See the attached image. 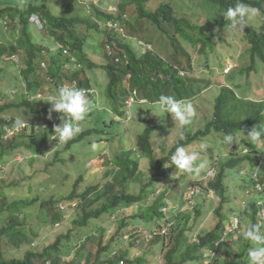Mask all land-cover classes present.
Masks as SVG:
<instances>
[{"label": "rangeland", "instance_id": "1", "mask_svg": "<svg viewBox=\"0 0 264 264\" xmlns=\"http://www.w3.org/2000/svg\"><path fill=\"white\" fill-rule=\"evenodd\" d=\"M3 1L4 2L0 3L1 8L6 5H19L21 8H26L29 3V0ZM62 1L65 0H49V2H47L54 14L69 15L68 12H70L71 16L78 15L82 17L92 13L94 17V13L90 8L91 6L86 3L84 4L82 0H78V2H75L70 8H63L62 4L64 3ZM195 1L200 0H148L147 2V9L151 10H156L161 4L169 3L175 8L180 16L185 15L186 11L189 10L193 17H197V19L199 18V22H203V25L209 27L207 28L209 29L208 35L210 38L208 40L210 46V51L208 53L201 54L200 42L197 43L198 47L196 49L192 48L191 44H188L185 40L176 43L181 47L182 44L186 47L187 56L188 58L193 57L192 61L195 57H199L198 62L206 65L205 67L198 63L197 66L194 64L195 66L193 68L182 66L181 68L187 72V77L182 78V81H185L186 84L184 85L183 83V85L179 87L180 92L174 96V98L182 99L183 102L188 103L191 102L189 97L193 96L195 93L198 95L196 97L198 101L197 106L194 108L195 115L192 118L190 127H188V129L191 128L193 132H197L199 129L204 128L206 123L212 119L214 105L220 92L218 87L220 82H222L221 86L226 88L227 95H225V99L228 100L229 97L235 94L238 98L237 101L239 106L246 109L245 113L237 116L238 119H242L245 116L247 117L256 113V111L258 112L262 107V104L257 103L264 101L263 64L257 62V68L260 67L261 70L260 72L253 74L248 73L247 71L242 72L241 68L237 66L239 64L244 65V62L241 63L238 52L245 50V47H247L245 43L246 39L243 36L245 34V28L244 30L233 31L228 25V21L220 14L218 7H215V11L212 14L214 20H211L210 13L208 15H203V13L206 14V11L203 9L204 6L201 4L197 6ZM65 2L68 3V1ZM250 8L253 9L255 13L249 20L250 25L258 30L259 33L264 34L263 15L257 8ZM126 14L128 17L133 16L134 23L133 26H129L128 18L124 20L127 22L128 26L123 22L124 32L130 37L126 41L133 44L137 51H140L134 44L136 40L133 39V36H137L146 42L152 43L156 54L164 58L165 61L169 63H174L176 61L174 58L176 44H172L171 39L167 34L164 35L158 33L159 29L155 24L149 23L146 18L136 16L134 9L130 7L127 8ZM198 14H201V16L198 17ZM205 16H208L209 19L206 20ZM97 18L98 20L100 19L99 17ZM5 19L9 22L8 25H6L5 22L3 23L4 19H0V40L7 43L9 46L12 42H15L17 37H19L22 25L18 22L12 21L9 17H6ZM77 27L83 30L86 29V27L81 24ZM30 30L33 33L37 45L43 49L42 53L44 57L42 59L39 58L38 63L40 61H45L47 63L46 68L38 67L35 75L32 77L34 78V76L38 75L42 81V98L43 96L50 97L58 95L59 91H56L54 84L49 82L51 80L46 77L45 72L50 64H52L54 56L60 53L56 39L49 33L48 28L45 30H39L35 24H31ZM105 30L106 29L101 28L100 32L94 30L88 31L85 51L88 56L87 58L91 62H94V64L93 66L84 65L85 72L82 73V77L87 76L92 85L96 86V84L99 83L96 87L99 90V94L104 92L105 85L108 83L109 74L107 66L111 63V60L107 58L110 45L106 41V35L102 32ZM135 33L136 35H133ZM199 34L200 36H203V33L200 30ZM177 40L179 41V37H177ZM113 46L116 45L114 44ZM228 48L232 53H229ZM110 51H112V49H110ZM19 54L21 57L20 63H15L12 58H5V60L0 62V66L4 70L3 76H0V106L6 103H19L22 101L23 97L21 95L16 96L14 93L26 92L27 80L21 72L26 68L25 53L24 51H21ZM187 56H184L185 59H187ZM228 64L236 66L233 67L231 73H224V69ZM64 65L62 64L60 67L62 68L60 78L63 81H69L70 77H67V75L70 70L66 66L64 67ZM54 67H56V65H54ZM214 77L219 79H213ZM215 80L217 82H215ZM205 81L210 82L205 84ZM189 83H191L190 86ZM211 85L212 89H206ZM98 86L103 89H100ZM124 86L125 83L123 81V89ZM139 92L141 94L136 96V102L131 109L126 105H122L121 102L116 103V108L108 98L102 97L103 99H101V103L100 101H97V99H90V101L94 105H98V107L91 112L92 117H89V115L86 116V119L80 125L82 129L80 134L88 130V135L83 136V140L77 143L67 144L59 142L58 137H55V126L62 124L63 121L61 119V113L51 110V103L49 109H47L49 111L39 112L35 116L30 113L29 107L15 106L7 111V117H17L21 118V120H29V122L30 120L35 121L37 130L42 132L43 135L47 134V139L45 141L46 145L44 147L43 145L39 146L38 151L36 152L34 151L29 154L28 150L21 148L17 153L18 155L16 154V156L9 161L5 159V164L0 162V210H3L2 213L0 212V228L7 226L6 216L9 212V203L21 198H23V200H28L29 202L35 196H39L40 198L38 203L34 204V206L31 204V206H22L19 209L21 219L25 222L24 226L28 234L27 237L32 238L35 236V233H38V236L32 240V244L26 242L18 247L14 245L10 233L7 236L2 237L0 240V251L3 253L4 258H23L26 253L31 250L43 252L47 246L55 244L60 236L71 234L70 240L63 239L61 243L62 258L60 264H71L74 257L76 258L74 264H91L96 262L98 250L101 247H110L109 251H106L101 256V264L106 262L108 258H112V254L115 253L114 250L116 248H118L121 254L128 250L126 251V256L144 258V264H164V254L171 246V242L174 239L173 237L170 238L171 242H166L164 248V240L162 237L157 238L156 244H145V241L143 240L136 245L131 239L125 242L123 238L124 234L131 229L141 228L137 223L139 225L144 224L146 226L145 228L149 230L152 228L158 229L159 223H163L164 220L172 217L175 221V227H179L180 230L186 228V234L189 236L190 241H193L194 236H192V232L194 230H200V234H205L209 229L219 223L220 218L216 211L221 205H223L222 212L230 211L229 214L231 216L233 212L240 213L243 211L242 206H240V203L243 200L250 202L260 197V195L256 193L252 195L247 192L254 189L252 188L254 185L252 182V174L257 170V166L261 161L262 167L260 169V178L264 182V140H260V142L253 144L247 139L244 132H238L240 140L242 138L245 140H239L238 142L234 141L229 147L222 139L225 134L213 131L207 136L195 141L198 143V147L197 144L194 143L193 146L185 148L189 151H195L198 153V159L196 161L197 165L200 163L204 164V168L201 169L199 175L202 172L205 173L207 171L214 158H218L221 163L226 162L229 152L232 150L234 151V149L239 154L234 151V156L230 155L229 159L240 155L245 157L241 163L233 168H227L226 170L225 185L227 187L226 195L228 199L225 203H222V198L213 191L212 193L205 191L206 196L200 193L195 197L197 204L196 217L193 216L189 204L185 200L184 191L189 186L201 183L198 181L201 176L179 175L173 173L174 171L172 169L167 176L168 179L158 176L161 179H156L154 182V186H158V188L169 186V191L167 193V197L169 198H167L168 200L164 202L162 206L164 207L171 204L173 209L176 205L177 209L170 214L161 212L159 213V216H155L156 213L151 211L150 217L146 220L136 217V212H139L140 210L137 204L139 205L140 203V205H143V208H147L156 198L153 194L155 193V188H150L148 191L151 192L150 190H152L153 193L151 192L150 196L148 195L149 197L142 198L141 202L135 203L131 206H120L112 212L111 215L108 213L104 214L99 220L94 219L95 221L84 227H80L74 223V220L82 215V207L80 205L72 213L68 212L67 217L64 218L61 226L59 223H55L57 204L61 203L70 206L67 205V202L70 200L69 197L74 191H76V198H78L79 201H81L80 195L82 193L90 192L87 195V200L92 201L91 205H88L89 209L92 210L104 204V192H106V190L109 192V189L107 188L108 182H116V187L119 190L116 188H114V190L119 191V193L123 192L122 190L124 188H126L128 193L134 194H139L143 191V188L150 181V177L153 174L149 166L150 158L140 151L138 144L139 137L146 128V124L143 121L144 118L150 119L155 126L152 135V142L155 146L157 158L168 154L179 140L185 137L183 133L184 127L180 126L178 121L175 123L171 114H165L163 117L154 115L149 107L155 102L146 104L140 103V101H143L141 97H143L144 94L140 89ZM28 94H30V96L36 95L35 91H28ZM38 95L39 93L36 96ZM165 95L173 96L171 92H167ZM150 97L152 99L155 98L154 95H151ZM47 99L48 97H44L43 103H40L39 101L42 99H33L32 103L34 106L42 109L44 104L49 103ZM113 119L115 120L114 122ZM98 138H103V140ZM247 142L256 147V152L241 153L243 148L249 146ZM93 144L97 145L96 150L92 149ZM201 144L208 145L206 151L201 150ZM46 147H51V149L45 151L44 148ZM232 147L235 148L232 149ZM58 151L59 155L56 157L55 154ZM120 151L122 154L119 156ZM23 155L26 156V158L28 157V160L25 163H19L16 161L22 160ZM119 157L123 158L124 161L131 162L133 159H137L140 163V172L137 177L128 180L125 184L123 182L120 183L119 180L115 181V178L121 177V175L125 173L124 171L118 173L119 167L116 165L115 158ZM242 171H244L243 174H241ZM96 186H98L97 189L88 191V188H94ZM1 190L3 191L1 192ZM112 190L113 189H111V191ZM3 194H6L7 196L4 197ZM49 200H51V202H48ZM43 202L45 203L42 204ZM2 208H5V211ZM58 213L60 215H65L66 211L59 210ZM123 217L127 219L126 227L124 230L120 231V235L116 237V240L113 243L111 242L112 238L109 233H107L106 236L101 235V231L104 228H111L108 227L110 224L114 225L115 229L112 228V232L116 233L117 229L120 227L119 221ZM104 219L109 221L105 223ZM20 222L22 223V221ZM246 222L242 228V233L251 224V220ZM155 223L156 226H153ZM96 229H99L98 232L100 235L92 236L91 234ZM177 232H179V230H177ZM86 236H89V240L87 239V241L84 242L83 240H85ZM168 236H170V232ZM80 244L81 247H79ZM238 244L239 247L242 245V239ZM238 244L236 243L235 246H233L234 249H232L231 252H222V254H234V250H238L235 249ZM112 248H115L113 249V252H111ZM129 250H131V254L129 253ZM221 258L224 257L221 256ZM247 259V257L241 259L238 264H247ZM48 261L49 260L40 258L35 260V264H49ZM187 264H203V262L202 260L191 261Z\"/></svg>", "mask_w": 264, "mask_h": 264}, {"label": "trees", "instance_id": "2", "mask_svg": "<svg viewBox=\"0 0 264 264\" xmlns=\"http://www.w3.org/2000/svg\"><path fill=\"white\" fill-rule=\"evenodd\" d=\"M65 1H68V3ZM65 1H62L64 3L62 4L63 8H70L75 3L74 0ZM84 1L86 4L91 6L94 17L92 13L82 17L78 15L71 16L70 12H68L69 15L54 14L50 9L49 4L47 3L49 2V0H29L26 8H21L19 5H6L2 8L0 7V19H4L3 22L7 20L5 19L6 17H9L12 21L18 22L22 25L19 37L15 39V42H12L8 46L7 43L0 40V62L6 55H13L24 51L26 68L22 70V73L24 75V78L27 80L28 90L37 92L41 90V86H43L42 81L38 75L34 76V78L32 77L33 75H35V72L37 70L36 61L40 54H42L43 52V49L37 45L30 30L29 18L33 13L41 15V17L46 21L49 33L51 35H54L55 38L58 39V41L68 45L71 48V51L77 55L79 62L83 64L82 69H76L74 72H69L67 77H71L72 80H76L78 82L79 88L86 91L89 100L97 99V101H100L101 103V99L103 98H108L110 99V101H113L119 96V94L125 95L126 91L122 89V85L124 79L126 78V74L129 72L132 74L131 79H126L127 81H129L130 87L141 89L149 97L151 95H154V101H157L161 94L165 95L167 92H171L174 97L177 93L180 92L179 87H181L183 83L184 85L186 84V82L182 81V78L178 76V70L175 68L182 66L193 68L195 66L194 64H196L197 66L198 63L199 65H204L206 67L204 63L198 62L199 57H195L193 61V57L188 58L186 47L182 43V47L176 44L181 40H185V42L191 44L192 48L196 49L198 47L197 43L200 42L201 54L208 53L210 51V46L208 43V40L210 39L208 35L209 29H207L209 27L207 25H203V22H199V18L197 19V17H193L189 10L186 11L185 15L180 16L176 12L175 8L169 3L161 4L158 8H156V10H151L147 9L148 0H118L117 6L121 12L119 18H122V16L124 18L126 15V18L129 19V26H133L134 23L133 16L128 17L126 14L128 7L134 9L136 16L146 18L149 23L155 24L159 29L158 33L168 35V37L171 39L172 44H176L174 53V58L176 61L174 63H169L165 61L164 58L153 52L138 53L135 50L133 44L126 41L130 37L127 36L128 34L125 33L124 30H121L119 28L121 24H119V27L116 28H106L105 31H102L107 37L106 41L109 43L111 48H113V45L115 44L117 48L122 50L121 55L127 56L128 62H111L110 64H108L109 80L105 85L104 92L99 94V90L96 88L97 84L99 83L94 86L87 76L82 77V73L85 72L84 65L93 66L94 64V62H91L87 58L88 56L85 51L87 45L86 41L88 39V31L94 30L100 32L101 24L106 20L120 21L121 19L104 11L114 0ZM2 2L4 1H0V3ZM238 2H241V0L195 1L197 6H199V4L204 6L203 9L206 11V14L203 13V15H208L210 13L209 15H211V20H214V18H212V14L215 11V7H218L220 14L222 15L221 12L226 11L228 7H234ZM242 2L247 4L249 7L257 8L264 16V0H242ZM197 16L200 17L201 14H198ZM97 17H99L100 19L98 20ZM205 17L206 20L209 19L208 16ZM8 23L9 22H6L7 25ZM124 23L128 26L126 21H124ZM80 24L84 25L86 29L83 30L77 27ZM199 30L203 33V36H200ZM133 35H136V33ZM133 37L135 40L140 39L137 36ZM177 37H179V41L177 40ZM245 38H247L250 42L249 53L240 55L241 63L244 62V65L239 64L237 66L241 68L242 72L247 71L248 73L252 74L258 73L260 72L261 68H257V62H260L264 66V34L259 33L258 30L253 28L251 25H248L246 26ZM185 55L187 56V59H185ZM107 58L111 59V57L108 55ZM62 64L64 65V59H61L60 55L54 56L52 64L49 67V71L46 73V76H50L51 80H53L54 88L63 86V80L60 78L62 70V68L60 67L62 66ZM54 65H56V67H54ZM234 66L236 65H233V67ZM233 67L227 73H231ZM3 74L4 70L0 66V76H3ZM161 75L163 77L162 79L160 78ZM213 79L219 78L214 77ZM215 82L217 81L215 80ZM189 85H191V83H189ZM99 88L103 89L101 87ZM44 97L49 96H43L42 100H39L40 103H43ZM237 99L238 98L235 94L229 97L228 100L225 99V96L222 94L218 96L216 100V106H214L212 119L206 123V126L199 129L198 132H196L194 135H189L186 137V139L179 140V142L168 152V154L165 155V152V156L162 155L158 158L156 157L157 153L152 142V135L155 127L150 123V120H144V123L147 125V127L145 128V131L140 135L138 144L140 151L150 158L149 166L153 172L150 177V181L143 188V191L139 194L128 193L125 188L122 193H119V191L114 190V188L119 190L116 187V182H108L107 188L109 189V192L106 190L103 195L105 198L107 197V201L94 210L89 209L88 206L91 205L92 202L91 200H87V195L90 192L82 193L80 195L82 215L81 217L75 219L74 223L76 225H79L80 227H84L89 223L95 221L94 219L99 220L104 214L108 213L109 215H111V213L118 209L121 205L131 206L135 203H139L142 201V198H146L148 195L150 196L151 192L153 193L152 190H150L151 192L148 191L150 188H155V193H153L156 196L155 200L147 208H143V205H140V203L139 205L137 204L140 210L139 212H136L135 215H138L139 217H142L144 219H148L150 217V212L154 211L156 213L155 216H159V213L162 212L160 211L161 206L168 200L167 198H169L167 197L169 186L165 188H158V186H154V182L156 179L160 180V177L168 179L167 176L172 171V169L174 171L173 173L179 174L174 164L165 167V165L171 163V155L178 145L191 147L192 143L207 136L213 131L222 132L224 134L244 132V135L247 136V134L254 127L257 129H264V101L259 103L262 104V107L258 110V112L256 111V113H253L247 117L245 116L242 119H238L237 116L245 113L246 109L242 106H239ZM50 103L51 102L44 104V107L40 109L34 106L31 100L24 98L19 104L8 103L0 106V162L5 164L6 162H4V160L7 159L9 161L19 152L21 148L28 150L29 154L33 153L34 151L36 152L38 151L39 146L43 145L44 147L46 145L45 141L47 139V134L43 135L42 132H39L37 130L36 122L30 120L32 124L29 123L25 127H22L21 125L18 128L19 132L15 133L11 137L12 139H8L6 140V142H4L2 140V136L3 133H5V126H13V122L15 120L14 117H7V111L15 106L29 107L30 113L35 116L39 112L49 111L47 109H49ZM188 127H190V125L185 126L184 133H189L192 130L191 128L188 129ZM82 138L83 136L75 137L73 140L68 141L67 144L80 142ZM243 140L245 139L242 138L240 141ZM261 140H264V137H261ZM249 145L251 146V152H256V147L250 143ZM233 148L235 147H232V149ZM44 149L45 151H49L51 147H46ZM234 151L236 152L235 149ZM234 151H230L228 155L234 156ZM55 155L57 157L59 155V151L56 152ZM27 160L28 157L25 161L19 163H25ZM240 161H242V159L238 157H232L228 159L227 162L222 163L215 178L211 179L208 183H203L202 186H197L195 188L193 196L197 197V195L200 193L204 195L205 191H213L222 198V203H225L228 199L226 195L225 185L226 170L227 168L235 167L240 163ZM115 162L119 167L118 173L123 171L125 172L121 175V177L115 178V181L119 180L120 183L123 182L125 184L128 180L135 179L140 172V163L137 159H134L131 162L124 161L123 158L119 157L115 158ZM97 188L98 186L94 188L90 187L88 191ZM111 189L113 190L111 191ZM2 191L3 190H1V192ZM3 196L6 197L7 195L3 194ZM76 196V191H74L73 194L69 197L71 204L77 201L76 199L78 198H76ZM21 199L9 203V212L6 216L7 226L0 228V240L2 237L7 236L10 233L14 245L17 247L21 244H25L26 242L32 244V240H34L38 236V233H35L34 237H27L28 234L24 226L25 222L21 219L19 209L22 206H31V204L34 206V204L38 203L40 198L39 196H35L31 199L32 202H29L25 199L23 200V198ZM48 202H51V200H49ZM44 203L45 202H43L42 204ZM2 209H4L5 211V208ZM222 209L223 205H221L216 212L218 214V217L225 218V211L222 212ZM0 212L2 213L3 210H0ZM57 215L56 222L60 221V223L62 222L63 224L64 215H60L59 213H57ZM104 220L105 223L109 221L106 219ZM221 220V222H223V219ZM20 221H22V223ZM167 221L168 219L164 220L163 223H166ZM119 223L120 227L117 229L116 233L112 232V228L115 229L114 225L112 224L108 226L111 227L110 229H103L106 234L109 233V235H111L112 243L116 240V237L120 235V231L125 229L127 219L123 217L119 221ZM218 229L219 228H215L210 232L208 231L204 235H200L198 243L189 242L188 236L185 235L186 228L181 229L176 236H172L174 238L172 242L170 239L171 246L165 253L166 264H184L186 261H196L199 258L200 253L207 247L213 245V243L217 240V238L219 237V234L217 232ZM176 230H178V228H174V231ZM157 237H160V235H157ZM63 239L70 240L71 234L60 236L55 244L47 246L43 252L34 250L28 251L23 258L6 259L4 258L3 253L0 251V264H35V260L40 258L50 260L51 264H60L62 258L61 243ZM87 239L89 240V236H87L86 240L83 241L86 242ZM242 242H244V244L241 245L240 251L243 248L249 246L248 242ZM134 244L137 245V242H135ZM165 246L166 243L164 244V248ZM79 247H81V244ZM106 251L107 248H99L97 260L96 262H93L91 264H100V257ZM239 252L228 255V258L224 260L223 264H237V259L243 256V254H239ZM125 254H127L126 251L122 253V256H126ZM75 261L76 258L74 257L71 261V264H74ZM110 263L115 264L116 261L112 260L110 261ZM128 264H144V258L135 257V259L129 260Z\"/></svg>", "mask_w": 264, "mask_h": 264}, {"label": "clouds", "instance_id": "3", "mask_svg": "<svg viewBox=\"0 0 264 264\" xmlns=\"http://www.w3.org/2000/svg\"><path fill=\"white\" fill-rule=\"evenodd\" d=\"M74 2H78V0H74ZM82 2L85 3L84 0H82ZM117 4H118V0H114L112 3L109 4V7L107 9H105L104 11L108 12V14H110V15H113V16L119 18L121 12H120ZM221 13L224 16V18L228 21V25L230 26V28L233 31H240V30H244V28H245V34L243 35L245 38L246 37V26L250 25L249 20L255 14L254 10L251 9L247 4L243 3L241 0V2H238L234 7H228L226 11L221 12ZM119 19H121V20L120 21L106 20L104 23L101 24V28H103V27L105 29L109 28V27L110 28H116V27H119V24H121V26L119 28L121 30H124L123 22L126 19V15L124 18L122 16V18H119ZM6 22H8V21L6 20L5 24H6ZM29 22H30V27H31V24H35L39 30H45L47 28L46 21L41 17L40 14L33 13L29 18ZM7 29H8V27H7ZM54 38H55V36H54ZM245 39H246L245 43H246L247 47H245V50H242L241 52L239 51L238 55L249 53L250 42L247 38H245ZM56 43H57V47L59 48V51L61 52V54L59 53L58 55H60L61 59L62 58L66 59L64 67L66 66L70 70L69 72H74L76 69H82L83 68V64L79 62L77 55L71 51V48L68 45L58 41V39H56ZM134 44L140 50V51H137L135 49L138 53L153 52L156 54V52L154 51L153 44L150 42H146L142 38L136 40V42ZM110 49H112V51H110ZM228 50H229V53H232L229 48H228ZM121 51L122 50L117 48V46H113V48L110 47L107 55L110 56L111 59H109V58L108 59L111 60V62H115V63L128 62V57L122 56ZM43 57H44L43 53L40 54V56L38 57V59L36 61L37 68L38 67H41V68L47 67V63L45 61H42V62L40 61L38 63L39 58L42 59ZM5 58H12L15 61V63L21 62V57H20L19 53L13 54V55H6L3 60H5ZM232 67H233V65L228 64L227 67L224 69V73H227ZM107 68H108V66H107ZM175 69L178 70V76L180 78H185L187 76L186 70L182 69L181 67H178ZM48 71H49V68L45 72L47 73ZM131 76H132V74L130 72L126 74V78H128V79H131ZM46 77H48V79L51 80L50 76L47 75ZM126 78L124 79V83H125L124 90L126 91V94L123 96H122V94H119V96L115 100H113L112 103L116 106V103L121 102L122 105H126L129 109H131V107L136 102V98H137L136 96H139L141 93L139 92V88H131L129 85V81H127ZM160 78L161 79L163 78L162 75L160 76ZM49 82L53 83V80H51ZM205 82H206L205 84L209 83V81H205ZM62 85L63 86H61V87L58 86L57 88H55L56 91H59V94L48 97L47 101L51 102V105H52L51 110L52 111H55V112L62 114L61 119H62L63 123L55 126V130H54L55 137H58L59 142L67 143L68 141L73 140L76 136H78L81 133L82 129H81L80 125L86 119V116L89 115V117H92L91 112L95 108H97L98 105H94L89 100L86 91L84 89L79 88L78 82L76 80H72L71 77H70L69 81H63ZM221 85H222V82H220L218 85V87L220 89L219 96L221 94L225 96V95H227L226 90H224L226 88L222 87ZM26 86H27L26 92H19V93L15 92L14 94L16 96L21 95L23 97L22 99L27 98L31 101L33 99H42V95H41L42 89L37 91V92L35 91L36 95L39 93L38 96H36V95L30 96V94H28V91L31 92V90H28V83L27 82H26ZM206 89H208V90L212 89V85L210 87H207ZM142 93L144 94V96L141 97L143 101H140V103L146 104V103L155 102L152 104L151 107H149L152 110L154 115L163 117L165 114H171L174 122L176 123L178 121L179 125L183 126L184 128H185V126H188L191 124L192 118L195 115V109L194 108H196L197 102H198L196 99V97L198 95H196V93L193 96L189 97L191 99V102H188V103L183 102L182 99L177 100L176 98H174L171 95H164V94H161L159 96L158 100L154 101V99L147 96L144 93V91H142ZM11 95H13V94H11ZM19 103H17V104H19ZM6 104H8V103H6ZM257 104H259V103H257ZM214 106H216V102H215ZM116 108H117V106H116ZM9 118H12V117H9ZM14 118H15V120L13 122V126H10V125L5 126V133H3V136H2V140L4 142H6V140H8V139H12L11 137L15 133L19 132L18 128L21 125H22V127H25L29 123H31V122H29V120L25 121V119L21 120V118H17V117H14ZM114 119H113V122L115 121ZM129 120H130V118H129ZM144 120H150V119L144 118L143 121ZM150 123L154 126V124L152 123L151 120H150ZM146 127H147V125H146ZM90 130H93V129H90ZM87 131L88 130L84 131L82 133L83 135L80 134L79 136L88 135ZM191 131L189 133H184V129H183V133L185 135V137L183 139H186L187 136L194 135L196 133V132H193V130H191ZM261 137H264V129H257L254 127L247 134V139L250 140L253 144L260 142ZM98 139L103 140V138H98ZM222 139H223V142L230 147L234 141L238 142L240 140V137H239L238 133H226ZM82 140H83V138H82ZM100 140H98V141H100ZM194 143H196V142H194ZM194 143H192V146ZM196 144L198 146V143H196ZM248 144H249V142H248ZM96 148H97V145L93 144L92 149L96 150ZM200 148H201V150L206 151L208 148V145L201 144ZM133 152H135V151H133ZM250 152H251V146L250 145L241 150V153H250ZM236 153H238V152L236 151ZM121 154L122 153L120 151L119 156ZM229 156L230 155H228L227 160L229 159ZM237 157L242 159V161L245 158L242 155L237 156ZM197 159H198V153L197 152L189 151L183 145H178L175 148V151L171 155V163L165 165V167H168V166L174 164L177 168V171L179 172V175L183 174V175L201 176V178L198 180L201 183H197L195 185L189 186L184 191L185 200L189 204L190 211H192L193 216H195V217H196V208H197L196 200H195V197L193 196V193L195 192V188L197 186H202V183H208L211 179H214L216 174L218 173V170L220 169L221 164H222L218 158H214L211 161L207 171L205 173L202 172L199 175V173L201 172V169L204 168V164L200 163L199 165H197L196 164ZM25 160H26V156L23 155L22 160H16V161L22 162ZM242 161H240V163ZM261 167H262V161L259 162V164L257 166V170L252 174V182L254 184L252 186V188H254V189L252 191L247 192L248 194H252V195L254 193H256V194L260 195V197L258 199H254L250 202H246L245 200H243L240 203V206H242L243 211L240 213L233 212V214L230 216V214H229L230 211L229 212L225 211L224 215H226V217L225 218L219 217L220 218L219 223L216 226H214L213 228L208 230L210 232V231L214 230L215 228H219L217 231L219 234V237L213 243V245L207 247L206 249H204L200 253L199 258L196 261L202 260L203 264H216V263L223 264L224 260L226 258H228V255H232V254H222V252H227V251L231 252L232 249H234L233 246H235L236 243L238 244L242 239V241L248 242L249 246L243 248L241 251H240L241 246L239 247V244L237 247H235V249H238V250H234V252H233L234 254L238 253L239 251H240L239 254H243L242 257L237 259V264L241 259H243L245 257L248 258L247 264H264V222L259 215V207H258L259 201L264 200V182L260 178ZM243 173H244V171L241 172V174H243ZM179 175H177V176H179ZM260 187H261V189H260ZM88 190H89V188H88ZM210 192L212 193V191H210ZM204 195H205V193H204ZM76 200H75L76 202H73L72 204L70 203V200H69L67 202V205H70V206H66L65 204L58 203L56 213H58L59 210L60 211H66L64 218L67 217L68 212L72 213L77 207H79L80 201L78 199H76ZM106 201H107V197L105 198V202ZM55 206H56V204H55ZM121 206H125V205H121ZM175 209H177L176 205L172 209V205L168 204V206H164V207L161 206L160 211L170 214L171 212L175 211ZM177 213H175V214H177ZM136 217H139V216L137 215ZM139 218L144 219L142 217H139ZM167 219H168V221L166 223H159L158 229L152 228L149 230V229L145 228L146 226L144 224L139 225L137 223V225L141 228L131 229L128 232H126L123 236L124 241L127 242L128 240L131 239V241L133 243L137 242V245H138L139 242L144 240L145 244H150V243L156 244L157 238H159V237H157V235H160V237H162L164 240V244L167 241L170 242V238L172 236H176L177 233H179V232H177V230L174 231V228H176V229L178 228L179 231H180V229H179V227H175V221H174V219H172V217L167 218ZM193 219H194V217H193ZM221 219H223V222H221L222 221ZM248 220H251V224L242 233V228H243L245 222ZM55 223H56V221H55ZM57 223H59L60 226L62 225V222L60 223V221H57ZM153 226H156V223ZM98 230L99 229H96L91 235L92 236L100 235ZM101 232H103V233H101V235L106 236L105 231L102 230ZM169 232H170V236H168ZM241 233H242V235H241ZM185 235L188 236L187 234H185ZM200 235H204V234H200V230H194L192 232V236H194V239H193V241H190L189 236H188L189 242L198 243ZM85 240H86V238H85ZM103 241L105 242L104 239H103ZM243 244H244V242H242V245ZM109 248H107V252L109 251ZM113 249H115V248H112L111 252H113ZM114 251H115V253L112 254L113 255L112 258H108L107 261L103 262L102 264H104V263L111 264L110 261H112V260L116 261L115 264H128L129 260L135 259L134 256L133 257L122 256V254H121V252H119L118 248H116ZM126 251H128V250H126ZM245 251H246V253H245ZM129 253H131V250H129ZM137 256H138V254H137ZM221 256H223L224 258H221ZM164 257H165V254H164ZM100 259H101V257H100ZM188 262H191V261H186L184 264H187ZM48 263L51 264V261L49 260ZM164 264H166V260H165Z\"/></svg>", "mask_w": 264, "mask_h": 264}, {"label": "built area", "instance_id": "4", "mask_svg": "<svg viewBox=\"0 0 264 264\" xmlns=\"http://www.w3.org/2000/svg\"><path fill=\"white\" fill-rule=\"evenodd\" d=\"M260 189H261V187H260ZM258 207H259V215L264 222V200L259 201Z\"/></svg>", "mask_w": 264, "mask_h": 264}]
</instances>
